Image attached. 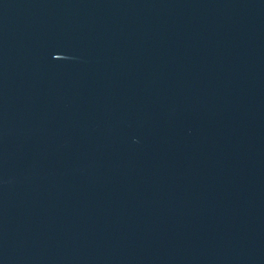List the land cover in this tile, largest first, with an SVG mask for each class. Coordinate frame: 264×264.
<instances>
[{"label": "water", "instance_id": "obj_1", "mask_svg": "<svg viewBox=\"0 0 264 264\" xmlns=\"http://www.w3.org/2000/svg\"><path fill=\"white\" fill-rule=\"evenodd\" d=\"M0 264H264V0H0Z\"/></svg>", "mask_w": 264, "mask_h": 264}]
</instances>
